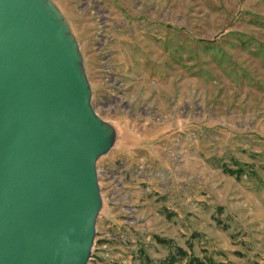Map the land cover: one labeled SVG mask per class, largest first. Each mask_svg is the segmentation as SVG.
I'll list each match as a JSON object with an SVG mask.
<instances>
[{
  "label": "rangeland",
  "instance_id": "1",
  "mask_svg": "<svg viewBox=\"0 0 264 264\" xmlns=\"http://www.w3.org/2000/svg\"><path fill=\"white\" fill-rule=\"evenodd\" d=\"M50 1L115 131L87 264H264V0Z\"/></svg>",
  "mask_w": 264,
  "mask_h": 264
},
{
  "label": "water",
  "instance_id": "2",
  "mask_svg": "<svg viewBox=\"0 0 264 264\" xmlns=\"http://www.w3.org/2000/svg\"><path fill=\"white\" fill-rule=\"evenodd\" d=\"M114 139L56 5L0 0V264H87Z\"/></svg>",
  "mask_w": 264,
  "mask_h": 264
},
{
  "label": "trees",
  "instance_id": "3",
  "mask_svg": "<svg viewBox=\"0 0 264 264\" xmlns=\"http://www.w3.org/2000/svg\"><path fill=\"white\" fill-rule=\"evenodd\" d=\"M199 258L189 254L181 246L171 247L169 254L165 258L167 264H219L211 256Z\"/></svg>",
  "mask_w": 264,
  "mask_h": 264
},
{
  "label": "bare ground",
  "instance_id": "4",
  "mask_svg": "<svg viewBox=\"0 0 264 264\" xmlns=\"http://www.w3.org/2000/svg\"><path fill=\"white\" fill-rule=\"evenodd\" d=\"M55 18H57L56 16H55ZM61 29H62V31H63V25L61 26ZM114 143V142H113ZM96 175H97V169H96ZM98 178V177H97ZM98 181V180H97ZM99 185V184H98Z\"/></svg>",
  "mask_w": 264,
  "mask_h": 264
}]
</instances>
